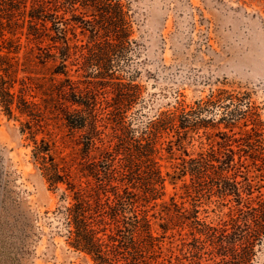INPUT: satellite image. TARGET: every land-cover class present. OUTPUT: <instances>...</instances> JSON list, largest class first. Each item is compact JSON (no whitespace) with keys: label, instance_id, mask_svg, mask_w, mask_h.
<instances>
[{"label":"trees","instance_id":"trees-1","mask_svg":"<svg viewBox=\"0 0 264 264\" xmlns=\"http://www.w3.org/2000/svg\"><path fill=\"white\" fill-rule=\"evenodd\" d=\"M130 33L119 0H0V106L24 117L33 163L59 192L67 243L92 264H254L264 240L258 118L245 97L220 90L133 125L141 88L127 75ZM58 121L66 138L50 130ZM200 129L207 146L190 153L184 144ZM164 135L167 153L180 151L165 174ZM167 178L182 181L189 207L164 199ZM212 197L227 212L206 220L199 207Z\"/></svg>","mask_w":264,"mask_h":264},{"label":"rangeland","instance_id":"rangeland-1","mask_svg":"<svg viewBox=\"0 0 264 264\" xmlns=\"http://www.w3.org/2000/svg\"><path fill=\"white\" fill-rule=\"evenodd\" d=\"M119 1L128 12L134 48L127 75L131 73L133 83L141 88L138 102L127 113L133 125L179 104L188 110L224 90L245 97L241 106L246 109L249 105V114L258 118L264 142V0ZM76 33L78 39L87 40L79 28ZM71 68L73 73L75 65ZM219 112L217 106L210 111ZM22 120L23 116H7L0 106V264H92L85 253L66 241L57 211L59 192L49 189L33 163V144L20 131ZM247 123L244 128L251 127ZM50 130L57 137L68 132L59 121ZM203 133V129L191 133L193 139L184 144L188 152L207 146ZM169 139L172 137L167 135L162 139L159 164L163 174L172 172L180 153H167ZM181 183L172 184L167 178L164 199L185 201L180 198ZM262 184L264 192V180ZM214 199L199 207L206 220H216L227 212ZM184 204L189 207L188 202ZM174 253L179 251L174 249ZM254 264H264V240Z\"/></svg>","mask_w":264,"mask_h":264}]
</instances>
